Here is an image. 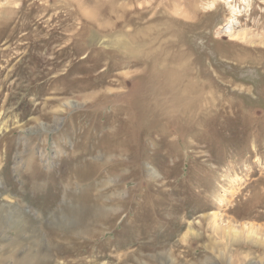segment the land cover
<instances>
[{
    "label": "rangeland",
    "instance_id": "obj_1",
    "mask_svg": "<svg viewBox=\"0 0 264 264\" xmlns=\"http://www.w3.org/2000/svg\"><path fill=\"white\" fill-rule=\"evenodd\" d=\"M0 264H264V0H0Z\"/></svg>",
    "mask_w": 264,
    "mask_h": 264
}]
</instances>
